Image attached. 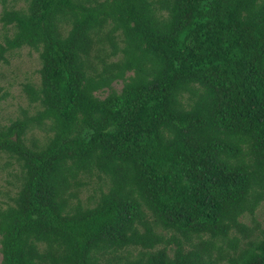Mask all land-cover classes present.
<instances>
[{
	"label": "trees",
	"instance_id": "16d2710c",
	"mask_svg": "<svg viewBox=\"0 0 264 264\" xmlns=\"http://www.w3.org/2000/svg\"><path fill=\"white\" fill-rule=\"evenodd\" d=\"M1 1L0 264H264V0Z\"/></svg>",
	"mask_w": 264,
	"mask_h": 264
},
{
	"label": "rangeland",
	"instance_id": "374dc122",
	"mask_svg": "<svg viewBox=\"0 0 264 264\" xmlns=\"http://www.w3.org/2000/svg\"><path fill=\"white\" fill-rule=\"evenodd\" d=\"M9 1V0H8ZM18 4H21L18 1ZM2 10V1L0 0V12ZM5 33V30L0 23V43L2 42V36ZM40 67V62L38 59V54L29 49L22 48L15 50L11 54L7 55V63L0 65V88L2 89L1 93H7L6 99L0 105V123H8L9 118H14L18 115V110L20 108L27 107V99L22 92V85L31 82L36 84L38 82L39 76L37 70ZM122 84L116 82L113 84V87L117 90L121 89ZM4 162V158H0V165ZM5 172L0 170V204L7 201L6 194L2 192L12 191L8 184L5 183ZM92 193L91 187L85 188L81 193V197L84 199ZM11 194V192H9ZM249 225L252 223L250 217H245L243 219ZM255 220L260 224L264 223V202L261 207L256 211ZM1 261V254H0Z\"/></svg>",
	"mask_w": 264,
	"mask_h": 264
}]
</instances>
